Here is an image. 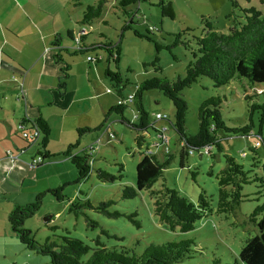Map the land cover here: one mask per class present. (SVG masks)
<instances>
[{
	"label": "rangeland",
	"instance_id": "obj_1",
	"mask_svg": "<svg viewBox=\"0 0 264 264\" xmlns=\"http://www.w3.org/2000/svg\"><path fill=\"white\" fill-rule=\"evenodd\" d=\"M97 1L37 0L41 11L34 10L33 14L44 21L42 29L45 44L50 46L52 53L56 51L61 56L63 51H58L61 45L69 50L76 47L74 40L67 34L70 30H74L76 37L81 31H85V38L79 45L106 42L113 45L120 40L118 70L124 84L123 96L133 93L138 83L153 76H165L172 80L183 74L185 66L192 60V55L190 49L181 43L167 47L173 43L176 33L181 34L182 41H190V44H193V38L203 33L205 20L210 21L215 30L226 32L230 20L235 16L238 18L242 13L240 8L253 6L264 11V0H235L236 6H233L231 0H141L128 7L132 12V28L122 30L128 21V16L119 7H115L116 0H106L97 17L89 23H81L86 6L95 4ZM159 1L171 3L173 18L161 14ZM228 14L231 17H227ZM149 27L152 30H148ZM133 29L147 34L152 41L137 37ZM53 34L57 35L56 39L59 42L57 46L52 45L55 40ZM154 42L160 45L158 52L155 50ZM156 54L159 57L157 65L160 70H155L150 65ZM86 56L100 57V60L87 62ZM106 57L107 53L103 49L75 54L63 52L62 60L71 66L69 79L65 80L68 79V83L74 87L73 90L66 98L61 99L56 89L57 79L54 96L47 90L45 91L47 94L38 97L39 100H43L41 109L44 117L49 118L50 133L46 146L53 156L46 158L45 162L36 168L33 180L39 179L42 188L49 186L47 187L49 189L45 188L42 191L44 195L39 208L32 217L23 222V227L29 229L39 243L44 242L46 237L59 240L60 236L69 235L80 238L92 247L94 239L99 237L100 241L108 247L124 246L136 253H141L149 243L191 239L195 243L192 248H195L197 252L193 254V257L185 258L175 264H210L214 258H218L220 264H236V260L239 261L238 251L245 239L256 234L257 231L254 223L248 219V215L256 204L264 202V172L262 171L264 169L262 166L264 164V122L261 124L259 137V110L252 114L253 125L249 136L223 134V151L219 152L216 147H213L211 153L214 155L212 156L207 155L204 148L199 152L193 151L187 155L183 166H180V144L171 125L174 121V106L157 89L142 93V104L153 126H149L142 133L144 142L141 147H138L134 140L138 132L120 122L119 114L110 112L106 115L109 106L100 116L94 109L90 112L86 111L85 115L75 116V112L82 111L91 105L92 101L88 99V96L98 91L102 93L101 99L105 105L109 100L113 102L110 106L117 103L119 98L111 82L103 74ZM109 66L113 69L112 64ZM260 87H264V83L260 84ZM250 93L253 91H243V88L234 81L228 86L214 87L207 77H198L196 82L181 91V96L187 103L185 117L187 132L193 134L197 130L198 104L206 97L216 95L222 98L220 110L227 126L236 127L250 123L249 102L243 99L244 94ZM259 99L264 100V94L260 95ZM69 106L70 109H68ZM156 113L161 114L163 118L155 120ZM136 114L138 111L134 105L124 110V116L135 122L137 120L133 119V116ZM73 116L81 125L70 131L72 126L70 121ZM84 121L98 122V125L78 135L76 129L86 127L85 123H82ZM163 126L166 127L162 133V138L165 137L164 141L158 135V129ZM96 127L99 129H93ZM33 130L29 127L26 131L30 133ZM105 130L109 132V141L104 134ZM76 139H78V145L73 149L74 152L83 149L91 152V169L84 179H78L74 165L61 154L67 145L74 143ZM259 139L262 140L257 145L256 152L260 164L254 167L252 153L247 150V146ZM37 143L33 141V148L29 151L34 153V156H36ZM90 147L92 150L89 149ZM146 147L155 152L160 161L171 156L162 176L156 180L151 189L174 188L192 202L197 201L198 194L204 190L212 212L196 221L193 230L186 232H180L178 229L170 230L161 223L153 211L150 189L137 191L136 196L131 199L121 198V189L124 185H135L136 163ZM224 154L232 156L237 162L243 164L245 169L251 170L249 172L251 178L254 173L263 178L262 182L252 181L243 185L241 191L244 195L243 201L227 214L215 211L218 200L215 175L224 167ZM119 164L122 165V177L113 181H102L97 177V168L117 175ZM193 171H195L194 176L191 173ZM57 188H60L61 197L55 196L51 191ZM35 196L21 195L22 204L34 201ZM104 201H111L107 207L109 211L116 210L122 215L108 217L86 205V202L96 205ZM133 211L137 213L134 219L139 220V227L124 216ZM89 218L96 221L97 225L88 224ZM12 239L9 243L0 244V264H51L48 256L28 250L14 237ZM6 249L9 250L7 256Z\"/></svg>",
	"mask_w": 264,
	"mask_h": 264
},
{
	"label": "trees",
	"instance_id": "obj_2",
	"mask_svg": "<svg viewBox=\"0 0 264 264\" xmlns=\"http://www.w3.org/2000/svg\"><path fill=\"white\" fill-rule=\"evenodd\" d=\"M105 1L98 0L95 4L87 5L83 11L81 23H89L93 18L97 17L101 13ZM139 1L141 0H116L115 7H119L128 16V21L122 30L132 28V12L128 7ZM231 2L233 6H236L235 0H231ZM158 5L161 6L162 15L170 18L174 17L172 5L169 1L166 3L159 1ZM240 10L242 13L238 18L241 20L236 16L232 19L230 18V25L226 32L215 30L211 22L205 20V29L201 35L193 38V44H190V41H182L181 34L179 32L176 33L173 43L167 47L170 48L181 43L190 49L192 55V60L185 66L183 74L178 75L172 80L165 76H153L145 79L136 85L134 92L129 94L130 97H128L129 95H122L124 84L118 70L120 40L113 45L108 42L103 44L82 43L79 45L80 41L84 40L85 33H80L73 39L71 31H68L67 34L75 41L76 47L72 50L66 47H58V51L75 54L76 52L83 53L88 50L103 49L107 53L105 59L106 67L103 70V74L111 82V86L114 88L119 99L115 105L108 108L106 115L110 112H115L119 114L120 122L136 130L138 133L134 140L138 147H141L144 142L142 133L149 126H153V122L150 123L148 112L143 107L141 100L142 93L150 89L161 91L174 106V121L171 125L177 134V140L180 144L179 163L180 166H183L187 155L193 151L199 152L207 146H210V149H208L206 154L210 156L214 155L211 153L213 147H216V150L219 152L223 151V134L249 136L253 125L251 121L252 114L258 110V136L260 137L261 135V124L264 122V100L260 101L259 98L260 95L264 94V87H260V84L264 83V11L258 10L253 6L240 8ZM228 16L231 17L230 14ZM148 30L152 29L149 27ZM133 33L139 38L152 41L147 34H142L135 29H133ZM54 36L55 40L52 45L57 46L59 45L58 39H56L57 35L55 34ZM154 45L156 52H158L160 45L157 42H154ZM52 57L56 63H59V76L56 89L58 90V94L61 95L65 87L64 80L69 74L70 64L62 60L63 58L59 52H55ZM173 58L176 59L175 56ZM99 60L100 57H92L87 62H98ZM158 60L159 57L156 54L150 63L155 70H160V67L157 65ZM111 64L113 65V69L109 66ZM200 76L207 77L214 87L228 86L234 81L243 88V91L252 90L253 93L243 95V99L247 103L249 102L250 123L236 127L227 126L221 115V96H209L197 106L196 132L193 134L188 133L185 128L187 103L181 96V91L196 82ZM132 105L138 111V114L133 116V119L137 120L136 122L124 116V110ZM160 116L159 119H162L163 116L161 114ZM28 122L30 128H36L39 135H41L39 137L40 140L37 141L38 143L36 142L39 146L36 144L37 148L35 152L36 156L41 158V161L34 166H30L36 167L43 164L46 158L53 156V153L46 149L50 127L41 115L36 116ZM93 129H99V127ZM87 130L90 131V128H77L76 132L79 135L81 132ZM23 140L25 141V139ZM261 140H256L255 143L259 145ZM255 143L247 146V150L252 153V166L257 167L260 164V159L256 152L257 145ZM77 145L78 139L74 143L68 144L61 154L74 165L78 179H84L91 169V152L86 149L74 152L73 149ZM32 159L29 161V164ZM170 159L171 156L169 155L160 161L157 159L155 152L146 147L141 153L139 161L136 163L135 185H124L120 196L123 199H131L136 196L137 191L150 189L149 194L153 199V211L158 220L170 230L178 229L180 232H186L195 228L196 221L211 213L212 207L205 196L204 190L198 194L197 201L192 202L174 188L151 189L156 180L162 176L163 170ZM262 166L264 167V164ZM119 167L117 175L101 168L96 169V175L102 181H113L116 178L122 177V165L119 164ZM250 171L249 169H245L244 165L237 162L232 156L224 154V167L215 175L218 185V200L215 209L217 213H230L243 201L244 195L241 192L243 185L252 181H263V178L257 176L255 173L253 178H251L249 176ZM262 171L264 172V169ZM191 173L193 176L195 175V171ZM209 174H211V171H209ZM51 191L55 196L61 197L60 188ZM43 195V192H39L36 194L34 201L24 205H14L7 216V222L21 245L35 253L48 256L51 264H175L185 258L193 257V254L197 252L195 248H192L195 246V243L191 239L169 240L156 244L149 243L141 253H136L124 246L119 248L116 245L108 247L100 241L99 237L94 239L92 247L80 238L69 235H62L59 240L58 238L46 237L44 242L39 243L35 240L32 232L23 227V222L32 217L37 211ZM109 204H111V201L100 202L96 205L86 202L87 206L108 217L122 215L116 210L109 211L107 208ZM136 214L133 211L124 216L136 227H139V220L134 219ZM248 219L254 223L257 231L256 234L245 239L244 244L238 251L239 261L236 260L235 263L264 264V202L256 204L253 207L248 215ZM88 224L97 225V222L89 218ZM102 232L106 231L102 230ZM89 251L91 252L88 253ZM210 264H220L219 259L214 258Z\"/></svg>",
	"mask_w": 264,
	"mask_h": 264
},
{
	"label": "crops",
	"instance_id": "obj_3",
	"mask_svg": "<svg viewBox=\"0 0 264 264\" xmlns=\"http://www.w3.org/2000/svg\"><path fill=\"white\" fill-rule=\"evenodd\" d=\"M39 7L37 0H0V244L3 245L11 242L13 237L17 240L9 227L7 216L14 205L22 204L23 198L20 196H35L45 188L49 189V186L42 188L39 179L33 180L39 165L29 166V161L34 157V153L29 152L33 148L32 143L19 137L18 129L20 124L25 125L26 130L29 129L28 121L38 115L49 122L41 109L43 100L38 97L47 94V90L54 96L59 76V63L54 61L52 49L45 44L42 29L44 21L33 14L34 10L41 11ZM70 31L74 39V30ZM69 75L70 70L68 79ZM68 79L65 80L63 93L59 95L61 99L66 98L74 88ZM101 94L99 91L90 94L88 99L92 101L91 105L75 112V116L85 115L86 111L93 109L95 113L99 112V116L104 113L113 102L109 100L105 105ZM75 116L70 121V131L81 125ZM82 123L88 128L98 125V122ZM108 133L104 131L109 141ZM11 155H16V158L11 159ZM8 253L6 249L5 255Z\"/></svg>",
	"mask_w": 264,
	"mask_h": 264
},
{
	"label": "built area",
	"instance_id": "obj_4",
	"mask_svg": "<svg viewBox=\"0 0 264 264\" xmlns=\"http://www.w3.org/2000/svg\"><path fill=\"white\" fill-rule=\"evenodd\" d=\"M81 33H85V31H81ZM87 60H91L92 59V57H87L86 58ZM128 97H130V95L128 96ZM161 116H160V114L159 113H156L155 114V118H157V119H159ZM18 129L20 130V137L21 138H23V139H25V140H27L28 142L29 141H36V139L39 137V132H38V130L36 129V128H32V129H34L33 131H31L30 133H28L27 131H26V128H25V125H23V124H20L19 126H18ZM164 129H165V127H161L160 129H159V133H158V135H159V137L162 139V141H164L165 140V137H164V139L162 138V131H164ZM108 136H109V133H108ZM31 142V143H32ZM256 145L258 144V143H255ZM92 147H90V149H91ZM208 149H210V146H207V147H205L204 148V152L206 153L207 151H208ZM10 158L11 159H14V158H16V155H11L10 156ZM41 161V158L39 157V156H35L33 159H32V161H31V163L29 164V166H34V165H36V164H38L39 162Z\"/></svg>",
	"mask_w": 264,
	"mask_h": 264
}]
</instances>
